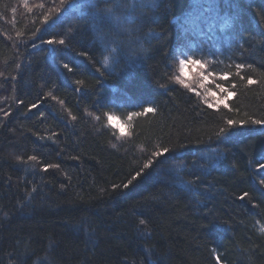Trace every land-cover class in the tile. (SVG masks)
Listing matches in <instances>:
<instances>
[{
    "label": "trees",
    "instance_id": "1",
    "mask_svg": "<svg viewBox=\"0 0 264 264\" xmlns=\"http://www.w3.org/2000/svg\"><path fill=\"white\" fill-rule=\"evenodd\" d=\"M134 2L142 7L129 15L143 23L129 26L133 48L101 79L90 0H0V264H264V126L216 135L225 119L264 118V0ZM53 37L68 44L55 61L41 42ZM177 45L231 74V111L156 87L178 71L168 58ZM71 61L80 67L67 73ZM249 75L256 84L240 79ZM145 101L158 112L133 117L131 138L109 126L106 114ZM161 147L173 151L153 158L146 179L113 190Z\"/></svg>",
    "mask_w": 264,
    "mask_h": 264
},
{
    "label": "snow or ice",
    "instance_id": "2",
    "mask_svg": "<svg viewBox=\"0 0 264 264\" xmlns=\"http://www.w3.org/2000/svg\"><path fill=\"white\" fill-rule=\"evenodd\" d=\"M70 2V0H69ZM92 4V8L94 10V19L97 22L95 31L100 33L99 41L103 45V49L101 52L102 61H97L100 63V68L97 71L100 73L101 79L107 74L108 76H112L115 74V68L120 64L122 60L129 56L130 50L133 48V40L131 38L132 28L129 26H137L138 24H142L143 20L139 17H135L129 15V13L134 12L138 6L134 0H90ZM61 5H65V0H60ZM25 6L27 4L25 3ZM39 7H43V4L38 5ZM152 7H156L155 3L152 4ZM122 9L120 14H117V9ZM15 12V9H13ZM49 21V17L47 15L44 16V22L47 24ZM40 29H36V32H39ZM35 36V33L33 34ZM44 44L50 46V56L53 61L56 60L58 49L56 46H64L67 47L68 44L64 38L59 40L53 37L52 39L42 40ZM35 47V45H34ZM187 47L186 45H177L175 49H173L169 54L168 58L174 60L178 64V71L173 75H168L164 77V79L170 81V84H162L159 81H156V87L162 89L164 93L169 91H177L175 86L179 85L187 93H191L189 99H192L193 96L201 98L202 103L206 105L207 109H216L217 111L220 108V105H223L225 109L229 108V105L226 103L229 97H235L237 95L235 89L237 85L235 83L231 84V89L225 86L224 82L231 80V74L229 72H220L217 73L214 70L210 69L211 61L204 58H197V52H200V49L193 50L192 48H187V51H183L182 48ZM140 51H146L143 46H140ZM177 51L179 54L177 55ZM79 56L88 57V52L82 51L79 53ZM212 60H215V57H212ZM71 64H75L76 67H80V65L76 64L75 61L65 62L62 65V68L67 71V73L73 72V67L70 66ZM219 63V62H217ZM17 68L20 65L16 66ZM167 68L171 69L172 65H166ZM237 68V75H239V70L243 69L245 65L243 63H238L235 65ZM247 67L251 68V65H247ZM4 73L0 72V76H3ZM218 77V82L217 81ZM15 79V77H13ZM241 80L247 81L248 85L256 84L257 81L252 78L251 75L245 77L240 76ZM197 82V86H193V82ZM82 81L77 80L76 84H81ZM211 85V86H210ZM213 88L215 90H213ZM219 94V95H218ZM48 96H51L52 99H56L55 95L52 91L48 92ZM23 103V101H21ZM63 103V101H61ZM39 105L33 103L29 111L31 109L38 108ZM3 111V109H0ZM158 112V107L155 106V101H145L143 104L140 105V110H130L127 113V120L132 121L133 117H140V116H147L148 114H156ZM5 117L9 115V113H4ZM41 117L44 115L40 113ZM107 121L109 126L112 125V121L115 119L111 114H106ZM100 119V117H96ZM76 116H72V120H76ZM225 127H220L217 132V139L220 141L227 140L231 138L236 130H242L246 124L251 125H261L264 126V118L262 119H252L249 118L248 120H235V119H225L224 120ZM127 125H122L118 127V132L120 136H128L131 138L132 132H126L125 128ZM51 139V137H49ZM115 147V145H114ZM172 149L168 147H161L157 148V150L151 153L150 158L146 163L143 164L139 170H135L133 174L130 175V178L127 179L122 185H112L113 190H118L121 187L124 189H129L130 187L135 186V184H139L144 179H146L149 175L145 170L149 169L151 165L155 162L153 158H160L164 157L165 159L169 158V154L172 152ZM29 160L35 161L37 157L35 155L29 156ZM76 159V157H73ZM261 159H264V150L261 153ZM17 160H20V157H17ZM59 167V165H47L44 168V171H47L48 168ZM258 167L264 169V163H258ZM192 183V182H189ZM261 185H264V179H261L259 182ZM35 191V189H33ZM249 193L244 192L239 199L243 200L245 197H248ZM141 225L145 224V220L141 219L139 221ZM83 227V226H82ZM215 227V226H213ZM221 257L219 255L216 256L217 264H220Z\"/></svg>",
    "mask_w": 264,
    "mask_h": 264
},
{
    "label": "rangeland",
    "instance_id": "3",
    "mask_svg": "<svg viewBox=\"0 0 264 264\" xmlns=\"http://www.w3.org/2000/svg\"><path fill=\"white\" fill-rule=\"evenodd\" d=\"M115 119L112 121V125L111 127L114 128V129H118V127L122 126V125H127V127L125 128V131L127 130V128L130 126V123L131 121H128L127 120V116L125 117H119V116H113ZM256 228L258 231L260 232H264V226L263 225H260V224H257L256 225Z\"/></svg>",
    "mask_w": 264,
    "mask_h": 264
}]
</instances>
